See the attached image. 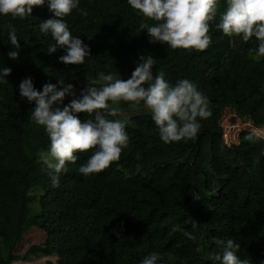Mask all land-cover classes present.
Instances as JSON below:
<instances>
[{
    "label": "trees",
    "instance_id": "16d2710c",
    "mask_svg": "<svg viewBox=\"0 0 264 264\" xmlns=\"http://www.w3.org/2000/svg\"><path fill=\"white\" fill-rule=\"evenodd\" d=\"M80 7L86 17L73 10L64 19L72 35L90 48L83 65L60 63L63 49L47 53L54 41L38 28L52 17L47 4L34 7L25 19L0 16V66L11 69L0 83V264L38 256H54L55 264H140L152 252L161 254V264H212L209 256L220 252L218 242L228 238L240 245L241 260L264 264V155L226 148L203 120L194 139L164 144L150 113L130 117L128 146L118 161L84 177L78 168L91 150L77 153L59 183H51L39 161L48 137L30 120L34 104L18 94L26 77L37 90L63 79L75 85L78 95L87 79L102 72L128 79L138 57L151 55L156 60L153 75L163 70L170 83L187 79L211 95L232 94L234 75L246 68L244 91L264 96L263 83H257L264 58L257 61L249 54L253 42L224 36L215 28L225 10L223 0L209 22L211 43L201 52L149 44L139 25L153 22L137 15L127 0H80ZM9 24L20 44L16 60L7 56ZM72 98L65 97L63 105ZM233 105L221 99L217 108L220 113ZM119 107L143 105L121 102ZM36 204L38 209L32 210ZM32 228L45 234V242L17 256L16 247Z\"/></svg>",
    "mask_w": 264,
    "mask_h": 264
},
{
    "label": "clouds",
    "instance_id": "9594fccd",
    "mask_svg": "<svg viewBox=\"0 0 264 264\" xmlns=\"http://www.w3.org/2000/svg\"><path fill=\"white\" fill-rule=\"evenodd\" d=\"M221 0H127L129 7L147 22L139 25L146 32L149 44L159 43L176 50L201 52L209 47V22L217 16ZM225 10L220 14L215 28L224 36L238 37L242 42L252 41L248 49L257 61L264 58V0H223ZM47 4L52 17L38 25L42 34L50 35L47 53L58 48L64 54L58 59L65 65H83L90 56V48L79 36L72 35L65 17L73 10L81 16L88 12L80 7V0H0V16L12 19L30 17L34 7ZM8 42L11 50L7 56L16 60L20 44L16 28L9 24ZM156 60L151 55H140L128 79L112 73H100L98 78L87 79L77 95L75 85L63 79L56 84L45 83L41 89L34 87L31 77L18 85V94L29 104H34L30 120L42 127L48 137L47 150H41L39 161L47 170L51 183H59L67 164H75L77 153L91 150L86 162L78 172L88 177L108 168L120 159L127 148L129 136L126 127L130 118L119 107L121 102L131 107L143 105L156 126L159 139L164 144L194 139L201 127V120L211 116L209 100L197 85L187 79L175 84L169 82L163 70L153 75ZM11 73L8 67L0 66V83L6 82ZM65 97H73L63 105ZM63 105V107H61ZM87 114L81 119L78 114ZM109 117H114L110 119ZM245 139L255 142L254 135ZM117 237L120 232L113 231ZM188 239H194L185 232ZM221 251L210 255L212 264H248L237 252L240 245L228 238L218 242ZM199 251V249H197ZM140 264H161V254L149 253Z\"/></svg>",
    "mask_w": 264,
    "mask_h": 264
},
{
    "label": "rangeland",
    "instance_id": "374dc122",
    "mask_svg": "<svg viewBox=\"0 0 264 264\" xmlns=\"http://www.w3.org/2000/svg\"><path fill=\"white\" fill-rule=\"evenodd\" d=\"M262 76L257 83L264 85V64H260ZM246 68L234 75L232 82L233 93L229 96L224 94H205L209 99L211 116L203 121L218 136V139L226 148L238 147L244 155H264V96L257 92L246 93L242 86V76ZM221 99L232 100L233 106L224 107L219 113L218 102ZM122 109V108H121ZM128 117L149 113L146 109L124 110ZM254 135L255 142L245 139L248 135ZM40 194L39 190L32 192ZM38 205L31 206L32 210L38 209ZM45 234L37 228H32L24 235V240L18 244L15 250L17 256H22L31 246H39L45 242ZM56 263V257H30L27 260L16 261L13 264H45Z\"/></svg>",
    "mask_w": 264,
    "mask_h": 264
}]
</instances>
